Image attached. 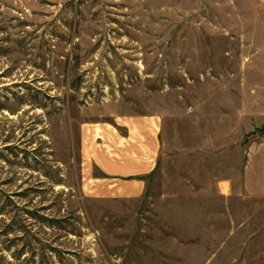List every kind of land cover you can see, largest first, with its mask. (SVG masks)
I'll return each mask as SVG.
<instances>
[{"label":"rangeland","instance_id":"1","mask_svg":"<svg viewBox=\"0 0 264 264\" xmlns=\"http://www.w3.org/2000/svg\"><path fill=\"white\" fill-rule=\"evenodd\" d=\"M263 122L264 0H0V264H264Z\"/></svg>","mask_w":264,"mask_h":264},{"label":"bare ground","instance_id":"2","mask_svg":"<svg viewBox=\"0 0 264 264\" xmlns=\"http://www.w3.org/2000/svg\"><path fill=\"white\" fill-rule=\"evenodd\" d=\"M96 131H97V135L96 136H97V138H99V131H100L99 128H97Z\"/></svg>","mask_w":264,"mask_h":264},{"label":"water","instance_id":"3","mask_svg":"<svg viewBox=\"0 0 264 264\" xmlns=\"http://www.w3.org/2000/svg\"><path fill=\"white\" fill-rule=\"evenodd\" d=\"M261 131H264V122H263V128L261 129Z\"/></svg>","mask_w":264,"mask_h":264},{"label":"crops","instance_id":"4","mask_svg":"<svg viewBox=\"0 0 264 264\" xmlns=\"http://www.w3.org/2000/svg\"><path fill=\"white\" fill-rule=\"evenodd\" d=\"M100 132V131H99ZM100 137V136H99ZM98 139V138H97Z\"/></svg>","mask_w":264,"mask_h":264}]
</instances>
